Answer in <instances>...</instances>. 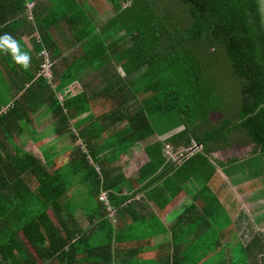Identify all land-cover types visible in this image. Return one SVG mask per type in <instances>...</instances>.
Listing matches in <instances>:
<instances>
[{"label": "trees", "instance_id": "obj_1", "mask_svg": "<svg viewBox=\"0 0 264 264\" xmlns=\"http://www.w3.org/2000/svg\"><path fill=\"white\" fill-rule=\"evenodd\" d=\"M113 1L117 17L107 26L108 30L102 31V39L107 42L103 51L115 54L117 65L124 70L126 78L120 73H113L112 66L109 67L111 61L102 56L97 58L103 69L98 78L103 79V84H109L106 88L97 89V86L92 89L89 83L85 85V90L73 97L71 93L65 94V89L77 78L70 73L63 76L57 74V79L61 81L57 93L67 95L65 105L58 103L55 92H44L45 82L34 84L32 92L19 90L17 95H22L15 100L12 108L4 107L6 100L3 101L0 96V137L4 135L6 139L27 124L25 116L34 110V104H47L53 108L58 118L57 133L61 136L70 126L65 116L66 107L79 108L78 112L83 114L93 111L89 121L96 120L82 137L90 151L84 153L80 147L75 152L69 180L63 179V171L58 166H50L49 172L30 153L25 154L24 160L22 155L19 160L15 158L13 163L20 162L18 171L8 164L5 166L11 169L0 168V185H3L0 194L3 190L22 195L32 193V188L26 185L30 178L31 187L34 179L37 192V201L33 203H15L8 196L3 200L0 197V264H46L48 261L79 264L75 262L77 253H87L82 248L86 247L88 238L78 228L76 206L63 202V197L71 193L75 186L71 178L75 173L76 177H81L97 202L101 201V193L106 191L111 193V202L120 206L125 199L113 193L120 192L117 187L123 183L122 157L138 144L145 147L149 158V162L138 172L140 182L154 179L167 164L164 154L167 142L184 147H190L195 142L203 147L202 152L195 153L183 169L186 172L192 168V178L196 176L199 181L202 176L207 183L215 176V168L209 163L211 155L223 147L253 144L255 148L249 157L251 160H234L230 164L249 163L257 157L259 165H249L248 169H252L248 171L249 175L254 179L264 176V18L260 1L179 0L190 18L187 30L163 24L167 18L160 12V0ZM124 4L129 7L125 8ZM83 10L78 13L79 17L74 15L66 20L78 45L94 38L97 29L89 22L88 13L92 11ZM37 21L40 24L41 20ZM116 37V42L111 44V38ZM189 44L193 45V49ZM44 45L47 46L48 42L36 44L37 53ZM92 47L93 43L90 48L86 46L87 53H93L89 51ZM185 47V52L189 53H175L178 48ZM48 50L57 53L53 43ZM220 53L230 62L235 81L237 78L240 85L241 98L234 118L223 114L224 97L217 92L218 82L213 77L214 62L210 75L209 59L213 56L216 61ZM38 61L39 71L42 59ZM53 72L56 78V70ZM33 77L32 74L22 76L25 82H31ZM9 78L12 80L13 76ZM30 100L34 102L26 105ZM214 113L222 116L216 124L212 120ZM119 125L124 127L117 133L118 138L108 143L111 136L104 135ZM174 128L179 129L178 133L167 140L160 139ZM149 139L154 142L148 143ZM103 145L116 146L119 151L104 155L98 150ZM3 174L6 180H2ZM28 175L29 179L26 178ZM29 205L35 210L31 216L26 213ZM19 206L20 211L24 206V214L17 211ZM102 216L106 214L102 213ZM2 226L5 232H1ZM14 229L19 231L13 232ZM110 245L108 240L92 249L89 255L92 257V253L101 252L96 256L99 258L97 264H113ZM248 251L251 250L245 249L244 264L248 263Z\"/></svg>", "mask_w": 264, "mask_h": 264}, {"label": "crops", "instance_id": "obj_2", "mask_svg": "<svg viewBox=\"0 0 264 264\" xmlns=\"http://www.w3.org/2000/svg\"><path fill=\"white\" fill-rule=\"evenodd\" d=\"M28 5L33 6L32 17L27 14ZM115 6V1L112 0H0V36L5 33L10 34L19 42L21 51L27 52L31 57L30 66L24 70L12 60L10 55L0 53V96L3 101L6 100L2 101L4 107L12 108L15 100L17 101L22 95V93L17 95L19 90L23 93L32 92L36 86L34 84L39 85L41 82L46 83L44 92L50 91L49 94L55 92L58 103L65 105L67 95L57 93V87L61 82L57 79V74L74 75L77 80L74 79L69 88L65 89L67 90L65 94L71 93L73 97L79 95L81 90H85L86 84L90 83L92 87L93 81L100 80L98 75L103 69L97 58L102 56L111 61L109 67L112 66L113 73H120L126 78L124 70L117 65L115 54L103 51L107 42L102 39V31L108 30L107 26L117 17ZM124 7L128 8L129 5L124 4ZM110 8L114 14L108 13ZM83 9L92 11L88 13L91 19L89 22L97 26V29H95V37H92L93 40L88 39L78 45L66 20L74 15L79 17L78 13L83 12ZM39 19L40 24L37 21ZM116 40L117 37L111 38L110 43H115ZM43 41H47L50 46L44 45L41 52L45 50L51 59L54 58L52 61L56 78L54 76L52 82L38 77L42 65L41 62L38 71V59L42 57L41 52L36 51V44ZM51 42L57 53H50L51 51L48 50L52 45ZM91 43L93 47L89 51L93 53H87L86 46L90 48ZM31 74L34 75V79L25 82L22 76ZM9 76H13L15 82L13 79L10 80ZM102 81L103 79L97 83L96 87L99 86L97 89L109 85L103 84ZM92 89L96 88L92 87ZM13 96L16 98H11ZM33 102L30 100L25 104ZM38 105L34 104V110L25 116L27 124L21 131L16 133L13 131L9 139L4 135L0 137L2 138L0 168L11 169L5 166L8 164L18 171L20 168L17 165L20 167V162L13 163V161L20 155L24 160L25 154L30 153L49 172H51L50 166H58L63 171V179L69 180L75 152L80 147L83 148L84 153L90 151L82 137L96 121H89L94 112L83 114L78 112L79 108L66 107L65 116L70 126L65 128V134L61 136L57 133L58 118L55 117L53 108L47 104ZM123 127L124 125L112 127L108 134L104 135V137L111 136L107 142H115L118 138L117 133ZM178 131L179 129L174 128L171 133L160 139L167 140ZM112 139L115 140L111 141ZM53 140H58L55 146L51 143ZM149 141L148 143L154 142L152 139ZM193 143L190 147H184L167 142L164 147L167 164L154 177L156 180L143 182L138 181L137 176L139 170L149 162L145 147L138 144L127 150L122 157L123 183L119 188L117 187L120 192L113 193L116 197L125 199L120 206L111 202L109 197L111 193L108 194L106 191L101 193L99 197L101 201L97 202L88 192L81 177H76V173L73 175L71 179H74L75 186L71 193L63 197V202L67 204L71 202L72 206H76L78 228L88 238L86 247L82 248L87 253L84 255L77 253L76 263L97 264L99 258L96 256L101 252L92 253V257L89 253L110 240L113 264H244L245 249L251 250L247 252L246 257L249 259L245 264H264V211L258 205L264 200H253L254 192L264 188L259 187L258 181L255 191L243 190L244 178L246 175L249 176V172L246 174L244 169L239 170V163L230 164L234 162L233 157L232 160L226 158V161L223 157H217L218 154L223 155L225 150L218 151L209 158V163L215 168V176L209 183L202 176L199 177V181L196 176L192 178V168L186 172L183 168L188 165L195 153L199 152H193ZM168 145L172 146L174 154L185 156H182L181 160L180 157H172L168 153ZM98 150L104 155L119 151L116 146L110 145L98 147ZM67 157L68 161H66ZM97 170L100 172V168L97 167ZM26 178L29 179L30 176ZM261 178L263 177H256L258 180ZM2 180H6L4 174ZM151 181H154L152 186ZM26 185L32 188V193L22 195L15 191L3 190L0 194L1 199L8 196L15 203L36 202L34 179H32V187L31 178ZM2 186L1 184L0 188ZM102 195L108 197L109 203L102 200ZM22 210L20 211L19 206L17 211L24 214V206ZM34 211V206L29 205L26 213L31 216ZM102 213L106 216H102ZM1 229L3 230L1 232H5L3 226ZM18 231L13 230V232ZM46 264L57 263L48 261Z\"/></svg>", "mask_w": 264, "mask_h": 264}, {"label": "rangeland", "instance_id": "obj_3", "mask_svg": "<svg viewBox=\"0 0 264 264\" xmlns=\"http://www.w3.org/2000/svg\"><path fill=\"white\" fill-rule=\"evenodd\" d=\"M158 5L160 7V12L164 16V18H167V20H165L163 22V24L166 27H171V25H173L176 28H179V29L181 28L182 30H187L190 27V18H189L188 12L186 11V7L179 0H160L158 2ZM84 6L89 8L87 4H84ZM103 13L105 14V12H103ZM108 13L114 14L112 8L109 9ZM189 46H191V48L193 49V45L189 44ZM185 50H186V47L182 48V49L178 48L175 51V53H189L187 51L185 52ZM213 62H214L213 73L215 74L213 77H216V81L218 82L217 92L222 98L224 97L223 101H222L223 114H224V116H229V117L234 118L237 115V110L239 109V101L241 98L239 81L237 78L235 81V76H233V74H232L233 71H232L230 62L225 57V55L220 53L219 56L216 57V61H214L213 56L211 59H209L210 75L211 76H212L211 67L213 65ZM100 80H98L97 82L93 81L92 87L95 88L97 83ZM102 83H103V81H102ZM221 119H222V116L220 115V113L212 114L213 123L216 124ZM120 126H122V125H120ZM57 141L58 140H55V141L53 140L51 143H53V145L55 146L57 144ZM234 147H237V149H235V148L230 149V148H226V147L221 148L219 151L225 150V152H223V155H221V156L218 154L217 157L225 158L224 161H226V158H227V160H230L231 157H233V160H238V161L243 160L244 161V160H247V158L252 156V154L254 152V148H255V146L253 144L246 145V146H243L242 144H237ZM217 152L218 151H216L215 154ZM231 160H232V158H231ZM249 160H251V158H249ZM258 160H259V158L256 157L255 161H251L249 163H241L239 165V170L244 169V173L247 174V172L249 170H252V169H248L249 165H251L252 163L254 165H259ZM61 161L62 160H60V162ZM66 161H68V157L66 158ZM233 171L235 172V168H233ZM253 172H255V171H253ZM258 181L260 182L259 187L264 188V176H263V178L258 180L256 178L254 179L251 175H249V176L246 175L244 178L245 188H243V190L247 189V191H253V190L255 191L254 188L257 187L256 184ZM248 186H252V187H248ZM253 200H258V201L264 200V190H259V191L254 192ZM263 203H264V201H263ZM263 203L258 204L260 207H262V209H261L262 211H264V204ZM78 204H80V202ZM107 218L110 219L109 217H107ZM52 219L55 220L53 214H52Z\"/></svg>", "mask_w": 264, "mask_h": 264}, {"label": "clouds", "instance_id": "obj_4", "mask_svg": "<svg viewBox=\"0 0 264 264\" xmlns=\"http://www.w3.org/2000/svg\"><path fill=\"white\" fill-rule=\"evenodd\" d=\"M0 53L10 55L12 60L24 70H27L30 66V55L21 51L19 42L8 33L0 36Z\"/></svg>", "mask_w": 264, "mask_h": 264}, {"label": "built area", "instance_id": "obj_5", "mask_svg": "<svg viewBox=\"0 0 264 264\" xmlns=\"http://www.w3.org/2000/svg\"><path fill=\"white\" fill-rule=\"evenodd\" d=\"M27 8H28L29 17H32L33 6L32 5H28ZM40 55L42 57V65H41V69H40V73H39L38 77L39 78H43V79H45L48 82H52V81H54V74H53L54 64H53V61H52L50 55L48 54V52L45 51V50L42 51ZM202 148H203L202 146L196 144L195 142L193 143V146H192V150H194L193 152H195V151L201 152ZM167 149H168V153L172 157H180V160H181V157L185 156L184 154H180V155L179 154H174L173 153V148H172L171 145H168ZM102 200H104L107 203H109L108 197L105 196V195H102Z\"/></svg>", "mask_w": 264, "mask_h": 264}, {"label": "water", "instance_id": "obj_6", "mask_svg": "<svg viewBox=\"0 0 264 264\" xmlns=\"http://www.w3.org/2000/svg\"><path fill=\"white\" fill-rule=\"evenodd\" d=\"M261 3V7H262V14H263V18H264V0H259ZM264 22V20H263Z\"/></svg>", "mask_w": 264, "mask_h": 264}, {"label": "flooded vegetation", "instance_id": "obj_7", "mask_svg": "<svg viewBox=\"0 0 264 264\" xmlns=\"http://www.w3.org/2000/svg\"><path fill=\"white\" fill-rule=\"evenodd\" d=\"M233 148H237V147H233Z\"/></svg>", "mask_w": 264, "mask_h": 264}]
</instances>
